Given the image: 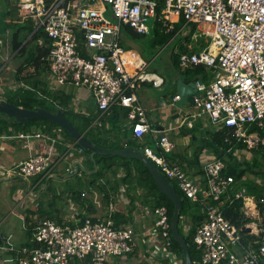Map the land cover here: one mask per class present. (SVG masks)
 I'll return each instance as SVG.
<instances>
[{
  "label": "built area",
  "instance_id": "built-area-1",
  "mask_svg": "<svg viewBox=\"0 0 264 264\" xmlns=\"http://www.w3.org/2000/svg\"><path fill=\"white\" fill-rule=\"evenodd\" d=\"M103 1L117 23L107 17L104 8L94 4L96 0H58L51 7L47 0H16L18 10L32 19L36 29L44 28L52 40L47 60L58 85L89 88L103 112L115 105L125 107L136 137L154 131L137 90L148 81L160 86L164 78L149 70L147 59L131 56L121 45L120 34L125 24L138 33L148 34L149 19L165 12L167 31H173L174 22L184 18L210 38L203 50L179 54L183 67L203 64L215 72V79L208 85L197 80V91L201 94L195 98L197 112L192 117L207 115L215 128H224L227 152L240 144L249 149L264 145V0H164L160 15L158 0ZM79 32L84 45L80 44ZM2 45L0 38V48ZM35 136L45 137L41 133L20 134L27 140ZM155 142L157 148L144 146L143 153L166 177L175 180L186 196L201 201L207 210L208 218L194 236L201 250V264H262L264 242L258 248L243 243L242 230H247L249 224L236 226L216 203L209 202L210 199L223 202L222 196L226 194L231 202L234 198L243 199L247 207L246 210L243 207L244 214L251 213L248 202L255 197L248 195L245 188L237 189L233 195L236 178L226 171L225 161L214 158L204 162V190L179 163L168 157L175 143L166 133L156 137ZM51 158L52 152L31 155L8 170V174L27 179L46 171ZM68 171L72 173L73 168ZM254 201L264 204V198ZM154 226L161 238L158 255H167L177 263L172 241L162 238L169 237L171 232L165 206L156 208ZM34 236L37 245L24 246L23 257L16 264H71L74 259L112 264L113 257L133 252L136 245L132 230L116 226L113 210L105 218L86 217L75 225L44 220Z\"/></svg>",
  "mask_w": 264,
  "mask_h": 264
},
{
  "label": "crops",
  "instance_id": "crops-1",
  "mask_svg": "<svg viewBox=\"0 0 264 264\" xmlns=\"http://www.w3.org/2000/svg\"><path fill=\"white\" fill-rule=\"evenodd\" d=\"M94 4L97 7L104 8L107 17L112 22L117 23L109 5L103 0H96ZM162 10L160 13H162ZM165 19V12L160 15L157 19L158 21L156 18L149 19L150 32L145 35H150L153 41H157L156 45L160 44L158 43L156 32L158 31L159 33L163 30L167 32L166 26L164 25ZM181 19L174 22L175 28L173 31L175 33L172 38L164 43V45L161 44L166 48L172 44L174 39L176 40L178 38L168 55L167 59L169 63L165 65L166 69L160 68L161 71L153 68V60L145 57L140 51H132L126 48L122 43V33L120 34L121 45L130 55L141 56L147 59L150 62L149 70L163 76L164 82L160 86H155L150 81L144 82L137 90L139 97L146 107L154 131L148 132L142 137H137V139L132 136H126L127 130H132L133 123L128 115H125L118 122L117 129L108 134L106 138L111 143L122 144L123 148L124 146H133L138 150H142L140 148L141 144L157 148L155 138L166 133L175 143V147L168 153V157L172 161L179 163L185 172L191 178L195 179L205 190L206 185H203L205 176L200 170H202L205 161L219 158L215 150L210 147L211 138L208 132L221 128H215L207 115L192 117L197 112L195 98L198 94H201L197 89L194 94L193 105L186 104L183 107H179L174 104L175 101L173 98L178 95L177 86L180 77H183L182 81L185 83L197 82L199 80L208 85L215 79V72L212 68L206 67V75L202 72L193 73L191 71V73H188L187 68L175 64L174 54H178L180 51L199 52L206 48L210 42V38L208 42H204V38H201V36H205L202 34L201 28ZM30 20V17L24 16L18 10L16 0H0V38L3 40V45L0 48L1 69L5 67L9 68V72L13 73L12 83L16 84V88L19 90L27 87L30 88L33 85L30 80L40 81L50 91L58 90L70 94L72 97L71 108L75 112L82 113L85 116H94L93 126L104 125L105 128L111 127V118L114 114L113 108L106 112L101 111L89 88L75 85H58L50 69L44 63L40 65V68H36L33 63L27 64L24 70L19 72L21 66L25 64L27 56L29 57L31 54L26 53L27 50L23 52L15 49L14 38L16 36L17 39L16 34L18 33V38L23 42L21 48L24 46L29 47L34 43L30 40L33 32H28ZM79 36L80 44L84 45L81 43L82 36L80 32ZM43 41L41 38L39 43L43 44ZM129 42L137 45V43L130 39ZM83 52L85 53V49L82 50ZM154 60H156V57ZM12 95L15 96V94ZM0 98L10 101L8 100L9 94L4 91H0ZM46 98L49 99V96ZM15 100H18V98ZM49 102L52 103L54 101L50 99ZM53 105L57 106V102L55 104L53 103ZM20 107L23 106L20 105ZM122 112L125 113L126 110L123 109ZM0 116L5 120L17 121L15 117H9L5 113H1ZM103 118L104 120H102ZM55 129L59 135L57 138L51 137L52 139H50L47 133L39 126H31L28 129L29 133H41L45 137L35 136L29 140L17 135L25 131H21L13 123L7 128H4L3 131H0V264H16L23 257L21 250L24 246H28L30 243L32 245V241L34 242L33 246H36L37 242L34 234L39 224L44 220H52L61 225H75L79 219L86 217H92L94 219L105 218L108 216L110 210H113V216L115 215L114 213L119 214V218L115 219L116 224L118 223L119 226L129 228L134 232L136 237V245L133 252L124 256L113 257L112 264H166V260H168L169 264H182L183 260L177 253V263L172 261L175 259H170L167 255H158L157 245L161 238L154 226L155 215L137 197L132 198V196H137L135 194H139L138 191L131 195L124 186L119 190L108 186L107 189L109 190L107 192L91 186L89 182L93 179V172L98 169V166L95 165L93 167L92 163L86 161L85 156H81L83 153L81 148L84 147L76 139L74 142L70 141L62 130L64 128L59 125ZM172 135H174L173 138L171 137ZM133 143L135 145H132ZM77 145H80V147ZM199 148L201 149L199 150ZM50 152H52V158L47 170L40 175L27 179V187L25 190L17 188L14 184L15 180L22 178L15 176L13 173L9 175L8 170H13L16 164L28 159L31 155L38 153L49 154ZM234 154L238 157V160L235 162L240 167H244V164L253 165L259 162V166L264 168V145L256 149H249L245 145H242L235 150ZM70 156L75 157L70 159ZM91 156L94 158L95 155L93 156L91 153ZM231 167L233 170L235 168L236 172L238 171L237 167L233 165ZM69 168H73L72 173L68 171ZM236 172L232 171V173ZM228 173L231 172L228 170ZM72 178L79 181L77 183H70ZM244 178H253L261 184H264L262 178L258 179L252 173L249 174L246 172ZM110 179L111 185H113V176ZM60 184H63V186L58 188L57 186ZM54 186L57 188L55 189ZM54 189L55 192L53 193ZM64 189H67L65 195H63ZM82 191L86 195H82ZM60 192L67 199L68 204L61 205L59 203L58 194ZM79 193L81 194L79 195ZM105 194L110 195L108 203L105 201ZM201 194L203 195L204 193ZM254 197L258 199V197ZM254 200L248 202V208L249 206L251 207L249 208L251 209V213L249 215L245 214L247 216L245 217L250 219L246 223L249 224L248 228L250 230L247 228L246 231L257 237L263 236L260 241L262 243L264 242V204L262 205ZM246 209L247 207L244 206V210ZM249 244V247H254V242L251 241ZM239 253H242L241 250H239ZM261 262L264 264V256L261 257ZM71 264H90V260L74 259Z\"/></svg>",
  "mask_w": 264,
  "mask_h": 264
},
{
  "label": "trees",
  "instance_id": "trees-1",
  "mask_svg": "<svg viewBox=\"0 0 264 264\" xmlns=\"http://www.w3.org/2000/svg\"><path fill=\"white\" fill-rule=\"evenodd\" d=\"M58 0H47L48 5L51 7L54 5ZM159 6H158V13L160 15V12L162 10V5L164 4V0H158ZM159 18V16H156V20ZM184 21V18L181 19ZM158 21V20H157ZM22 28V26H21ZM126 28L128 32L133 36H141L143 34L138 33L136 30L131 28L128 25H122V30ZM28 32L32 33L31 39L34 43L31 44L29 47H22V40L15 36L14 40V46L15 49H19V51H25L26 53L31 56H27V60L24 65L21 66L19 72L24 70L25 65L32 64L40 68V65L44 63L47 68H49V62L47 60V54L51 47L52 40L47 36L45 33L44 28H38L36 29L32 19L30 20V25L28 26ZM175 31L173 32H166L162 31L156 32L158 43L164 44L168 42ZM43 39V44L39 43L40 39ZM83 42V39H81V43ZM157 42V41H156ZM28 44V43H26ZM35 50V51H34ZM184 51H180L178 54H174V59L176 60L175 64H178L180 66V53H183ZM190 53V52H189ZM50 69V68H49ZM206 66L203 64H195L187 68V72L191 73H199L202 72L204 75H206ZM38 74V73H37ZM32 78V76H30ZM33 85L30 88H24L21 89L15 96H11L8 98V100L14 102L18 106H23L28 109H34L36 107H43L47 108L49 110H52L54 112H57L59 109H62L66 118L77 127V129L84 134V136L88 137L93 144L100 145L103 147L108 148H121L122 144H114L111 143V141L108 140L107 135L110 134L113 130L117 129L118 122L124 118L127 114V110L120 106L115 105L113 106L114 114L111 118L112 125L109 128H105L104 125H98L93 126V121L95 119L94 116H85L82 113L75 112L71 108V102L72 97L70 94H66L62 91H50L46 85L40 81L36 80H30ZM49 96V99L46 97ZM14 98V99H13ZM18 98V100H15ZM52 99L54 102L50 103L49 100ZM57 102V106H54ZM60 106V108H59ZM125 109V113H121V111ZM1 114V113H0ZM104 120V118L102 119ZM101 120V121H102ZM11 123H13L17 128L21 129V131L28 132V129L31 128V126H39L43 131L47 133L48 136L57 138L59 133L55 128H57L59 125L58 123L50 120L49 118H34L32 120L25 121L24 123L19 122H12V120H5L2 116H0V131H3L4 128H7ZM104 124V123H103ZM63 132L67 135V138L74 142L75 138L73 135L68 132L67 130L62 129ZM126 136H132L135 139L137 137L133 133L132 130H127ZM226 130L224 128L217 129V130H211L208 132L210 140V147L215 150V153L217 157L223 159L226 161L227 168L226 171L228 172L231 165L238 168V171L236 173H232V175L235 176L236 181L233 186V195L234 191L236 189L245 188L246 193L251 196H256L258 199L264 198V184H261L256 179L253 178H244L245 173H252L254 176L259 178H262L264 180V168H261L259 166V162L257 164H244V167H240L235 161L238 160L235 156V150H237L242 144L238 145L234 151L227 152V148L229 145L225 142L224 143V133ZM18 133L17 135H19ZM209 144V142H208ZM132 145H135L134 143ZM80 147V145H77ZM147 145H142L140 148H143ZM125 147V146H124ZM123 148V147H122ZM201 148H199L200 150ZM83 150V153L81 156L86 157V161H89L92 163L93 167L96 165L98 166V169L93 172V179L89 182L91 183V186H94L95 188L105 190L106 192L109 190L107 189L108 186L111 188H115L119 190L122 186L127 188V191L129 194L136 193L138 191L139 194H135L137 196H132L134 199L137 197L142 203H144L155 215V210L158 207L165 206L168 210L170 222L172 219V216L174 214L175 205L173 201L164 193H162L158 187L157 184L153 178V175L151 174L150 169L148 166H146L141 160L137 158L132 157H124L119 156L116 154H97L94 156V158L91 156L92 151L90 149L81 148ZM75 156H70V159H73ZM235 164V165H234ZM256 167V168H255ZM260 167V168H259ZM258 169V170H257ZM122 172L120 173V171ZM202 174L204 175V168H202ZM113 176L114 183L111 185V179L110 177ZM177 190L181 193L183 197V206L180 209V219H179V229L180 232L185 236V239L187 241V244L189 246L191 257L194 261V264H201V250L198 248L197 244L194 241V236L196 234L197 228L201 226L203 221H205L208 218L207 210L201 203V201H194L182 190L179 188V186L176 183H173ZM203 185H206V180L204 178ZM93 187V188H94ZM236 188V189H235ZM122 189V188H121ZM235 189V190H234ZM84 192V191H82ZM81 193H79L80 195ZM108 194H105V201L108 203L109 199ZM108 197V198H107ZM223 202H216L213 199H210L209 202L216 203L220 209L223 211V214L226 218L230 219L236 226L242 227L244 224H246L250 219H247L245 217L243 207V199H233L231 202L228 197H226V194L222 196ZM263 205V204H262ZM113 216L114 219L119 218V214L114 213ZM85 219V218H83ZM118 227V223L116 224ZM185 229H187L185 231ZM243 234V243L246 245V247L250 246V242H254V247L260 246L262 244L260 241L263 238V236L257 237L253 234L248 233L246 230H242ZM31 235V234H30ZM164 240L172 241L171 249L173 252L177 253L182 258V264H185L184 257H183V249L179 242H177L172 234V231L170 232L169 237H162ZM32 239V238H31ZM34 242L28 244L29 247H33ZM169 259V258H168ZM168 263V260L165 262Z\"/></svg>",
  "mask_w": 264,
  "mask_h": 264
},
{
  "label": "water",
  "instance_id": "water-1",
  "mask_svg": "<svg viewBox=\"0 0 264 264\" xmlns=\"http://www.w3.org/2000/svg\"><path fill=\"white\" fill-rule=\"evenodd\" d=\"M183 77L179 78L178 81V95L180 96L174 104L183 107L186 104H194V94L196 93V82L185 83ZM0 113H5L9 117H15L19 122H24L26 120L34 118L46 117L52 121L58 123L62 128L69 131L76 141L84 148L90 149L93 156L96 154H116L119 156L132 157L141 160L151 171L153 178L157 184L158 189L167 195L174 203L175 209L174 214L171 219L172 224V234L177 242L180 243L183 249V255L185 264H194V261L191 257L189 246L185 239V236L180 232L179 229V219H180V209L183 206V197L181 193L177 190L175 185L171 180L166 177L157 167V165L146 156L141 150L134 148L133 146H127L124 148H107L102 147L96 144H93L89 138L84 136L65 116L62 109H59L57 112L48 110L43 107H37L34 109H28L20 107L13 102L3 100L0 98ZM230 172H236V169L231 167ZM250 230V228H248Z\"/></svg>",
  "mask_w": 264,
  "mask_h": 264
},
{
  "label": "rangeland",
  "instance_id": "rangeland-1",
  "mask_svg": "<svg viewBox=\"0 0 264 264\" xmlns=\"http://www.w3.org/2000/svg\"><path fill=\"white\" fill-rule=\"evenodd\" d=\"M201 38H204V42H208L209 41V37L207 36H201ZM129 39L131 41H134L136 44H132V42H129ZM178 38L172 42L171 45L167 46L166 48L163 47V45L158 44L156 45V41H153V38L148 35H141L138 37H133L128 30H126V28L123 29L122 31V43L123 45L128 48L131 49L132 51H140L141 54H143L145 57L150 58L152 61V67L153 68H157L160 70L164 69L167 65V63H169L168 61V55L170 53V51L172 50L173 44H175L177 42ZM162 46V47H161ZM156 57V60H154V58ZM8 67H5L4 69H1L0 67V91H4L6 93L9 94V97L13 96L12 94H17L19 91L18 88H16V84L12 83L13 80V73H10ZM166 69V68H165ZM161 71V70H160ZM172 138L174 137V135L171 136ZM80 179V178H79ZM79 180H75V178H72L70 180V183H77ZM13 183V182H11ZM173 183H176L175 180H173ZM15 186L17 188H21L22 190L27 187V182L26 180H22V179H16L15 180ZM56 185V184H53ZM61 186H63V184L58 185L57 187L60 188ZM56 187V188H57ZM55 188V186H54ZM55 188V189H56ZM55 189L53 190V193L55 192ZM67 193V189H64V194L65 195ZM57 194V193H56ZM51 196H52V192H51ZM58 200L59 203L61 205H66L68 204L67 199L64 198V196L61 195V192L58 194Z\"/></svg>",
  "mask_w": 264,
  "mask_h": 264
},
{
  "label": "clouds",
  "instance_id": "clouds-1",
  "mask_svg": "<svg viewBox=\"0 0 264 264\" xmlns=\"http://www.w3.org/2000/svg\"><path fill=\"white\" fill-rule=\"evenodd\" d=\"M113 15V14H112ZM115 18V17H114ZM153 19H155L156 18V16L155 17H152ZM185 20V19H184ZM186 21V20H185ZM129 26V25H128ZM132 28V27H131ZM167 32H169V31H167ZM141 34V33H140ZM143 35H145V34H143ZM210 43V42H209ZM209 45V44H208ZM197 88V87H196ZM180 98V97H179ZM174 101H176V100H174ZM123 107V106H122ZM125 108V107H124ZM126 109V108H125ZM22 133H29V132H21L20 134H22ZM19 134V135H20ZM33 134V133H32ZM135 135V134H134ZM50 137V136H49ZM50 139H52L51 137H50ZM142 151V150H141ZM143 152V151H142ZM38 154H40V153H38ZM44 154V153H43ZM147 156V155H146ZM151 159V158H150ZM16 166V165H15ZM158 167V166H157ZM160 170V169H159ZM45 172V171H44ZM162 172V171H161ZM43 173V172H42ZM42 173H39V174H37V175H40V174H42ZM16 176V175H15ZM33 176H36V175H33ZM18 177V176H17ZM32 177V176H31ZM31 177H29V178H31ZM21 178V177H20ZM29 178H27V179H29ZM22 179H24V178H22ZM27 179H25V180H27ZM172 182V181H171ZM171 226H172V224H171Z\"/></svg>",
  "mask_w": 264,
  "mask_h": 264
}]
</instances>
